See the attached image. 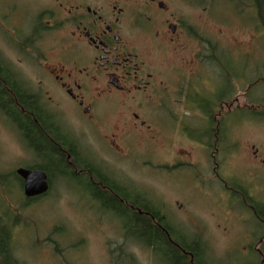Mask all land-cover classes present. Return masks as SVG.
Listing matches in <instances>:
<instances>
[{
    "label": "rangeland",
    "instance_id": "374dc122",
    "mask_svg": "<svg viewBox=\"0 0 264 264\" xmlns=\"http://www.w3.org/2000/svg\"><path fill=\"white\" fill-rule=\"evenodd\" d=\"M26 1L1 3L24 8ZM194 1L192 7L184 1L175 5L190 15L196 27L199 56L219 58L222 52L229 74L227 87L222 77L218 81V66H208L215 74L206 84L208 92L215 93L209 98L219 104L217 83L220 96H225L223 111L217 110L221 119L215 118L222 120L221 129L226 118L224 142H214L215 151L177 135L168 113L154 114L150 107L142 112L134 107L147 121L138 131L124 126L125 111L103 113L102 124L74 119L68 126L74 138L109 167L105 176L145 197L174 230L202 244L205 264L206 259L210 264H264V248L262 255L258 252L264 246L258 244L264 226L251 214L242 194L230 197L225 188L228 184L243 193L239 189L243 187L253 201L264 202V17L254 0ZM2 15L0 43L6 47L7 39L15 42L13 38L21 34L5 30ZM10 49L9 57L18 62L16 49ZM172 62L168 55L158 60L169 82L174 77ZM21 67L26 71L25 64ZM3 122L0 117V164L6 168L0 172V231L6 227L16 264H170L128 239L121 221L92 196L85 174L76 172L81 179H73L51 172L48 194L27 200L16 172L11 171L39 160L21 149ZM197 129L205 130L204 123L199 122Z\"/></svg>",
    "mask_w": 264,
    "mask_h": 264
},
{
    "label": "flooded vegetation",
    "instance_id": "af4514ba",
    "mask_svg": "<svg viewBox=\"0 0 264 264\" xmlns=\"http://www.w3.org/2000/svg\"><path fill=\"white\" fill-rule=\"evenodd\" d=\"M178 1L191 7L196 3L27 0L23 8L14 3L2 5L6 3L0 0L2 27L21 34L13 38L15 42L7 39L6 47L0 43V117L21 149L39 160L11 172H80L89 178L85 179L89 187L99 193L110 192L108 186L130 192L105 176L103 172H111L109 167L70 132L68 123L74 119L87 125L102 124L103 113L128 112L122 117L124 126L138 131L147 123L138 112L150 107L154 114L168 113L177 135L203 145L209 152L215 151L214 142H224L226 118L222 129V120L215 118L221 119L217 110L223 111L225 96H220L217 83L220 102L215 105V99L209 98L215 93H209L206 84L215 75H211L210 67L217 65L218 81L222 77L228 87L225 57L222 52L219 58L199 56L196 27L190 15L176 7ZM204 44L209 50L208 42ZM10 47L16 49L18 62L9 57ZM166 55L173 59L169 65L174 74L171 82L158 63ZM199 122L205 125L202 132L197 129ZM112 137L114 143L116 134ZM0 172H6L5 166ZM16 178L24 192V180L17 174ZM48 182L51 188L49 177ZM255 182L254 178L250 183ZM225 185L230 197L242 194L251 214L264 226L257 212L264 202L253 201L243 187L239 188L242 193ZM252 187L256 189L254 184ZM262 242L264 238L258 240L259 245Z\"/></svg>",
    "mask_w": 264,
    "mask_h": 264
},
{
    "label": "trees",
    "instance_id": "16d2710c",
    "mask_svg": "<svg viewBox=\"0 0 264 264\" xmlns=\"http://www.w3.org/2000/svg\"><path fill=\"white\" fill-rule=\"evenodd\" d=\"M254 1L261 16L264 17V0ZM46 159L49 162V159ZM46 173L51 179V172ZM56 173L68 178L81 179L76 177V172ZM90 189L95 200L121 221L128 239L152 250L158 257L164 261L167 260L170 264H205L202 244L180 235L181 233L174 230L161 216L160 210L136 191L129 192L116 186H108L106 189L110 192L102 193L93 190V187ZM120 199L124 201V204ZM257 212L264 220V207L259 208ZM179 235L184 240L180 239ZM9 239L10 236L5 227L0 231V264H16L8 247ZM206 261V264H210L207 259Z\"/></svg>",
    "mask_w": 264,
    "mask_h": 264
},
{
    "label": "water",
    "instance_id": "95a60500",
    "mask_svg": "<svg viewBox=\"0 0 264 264\" xmlns=\"http://www.w3.org/2000/svg\"><path fill=\"white\" fill-rule=\"evenodd\" d=\"M16 174L24 180L23 193L27 200L42 198L48 194L50 187L45 172L21 169Z\"/></svg>",
    "mask_w": 264,
    "mask_h": 264
}]
</instances>
